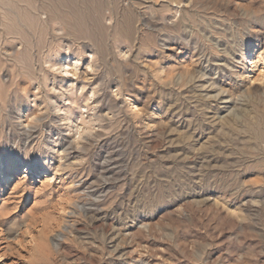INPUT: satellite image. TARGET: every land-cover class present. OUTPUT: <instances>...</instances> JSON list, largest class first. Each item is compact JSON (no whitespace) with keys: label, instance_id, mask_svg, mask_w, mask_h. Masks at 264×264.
<instances>
[{"label":"rangeland","instance_id":"374dc122","mask_svg":"<svg viewBox=\"0 0 264 264\" xmlns=\"http://www.w3.org/2000/svg\"><path fill=\"white\" fill-rule=\"evenodd\" d=\"M0 264H264V0H0Z\"/></svg>","mask_w":264,"mask_h":264},{"label":"bare ground","instance_id":"6f19581e","mask_svg":"<svg viewBox=\"0 0 264 264\" xmlns=\"http://www.w3.org/2000/svg\"><path fill=\"white\" fill-rule=\"evenodd\" d=\"M81 1V0H80ZM77 3H78V1H77ZM61 9V8H60ZM46 10H48V9H46ZM65 10V9H64ZM63 11V10H62ZM44 12V11H43ZM45 12H47V11H45ZM42 13V12H41ZM227 102V101H226ZM224 103V102H223ZM28 168H30V166H28Z\"/></svg>","mask_w":264,"mask_h":264}]
</instances>
